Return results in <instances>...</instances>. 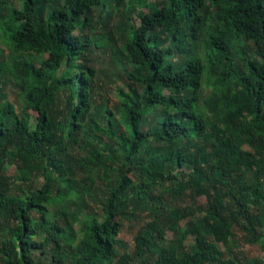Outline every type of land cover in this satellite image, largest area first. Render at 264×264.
Returning <instances> with one entry per match:
<instances>
[{
  "label": "trees",
  "instance_id": "obj_1",
  "mask_svg": "<svg viewBox=\"0 0 264 264\" xmlns=\"http://www.w3.org/2000/svg\"><path fill=\"white\" fill-rule=\"evenodd\" d=\"M21 1L0 22L16 59L5 68L21 89V106L0 91V264H264L236 247L224 256L211 238L225 235L232 245L239 229L264 253V0L128 8L120 31L133 69L125 70L130 89L118 91L119 118L95 100L97 70L88 59L109 45L97 26L112 0ZM116 1L113 16L124 0ZM9 5L0 0V14ZM129 14L140 18L138 28ZM200 42L202 52L193 47ZM152 116L155 124L141 123ZM196 139L205 147L193 152ZM14 165L17 180L37 176L42 185L13 194L3 171ZM116 170L102 216L87 214L76 197ZM131 174L141 200L174 185L200 197L210 181L208 204L196 209L204 215L181 225V210L167 218L165 203L152 200L154 212L129 248L120 236L140 207L133 209Z\"/></svg>",
  "mask_w": 264,
  "mask_h": 264
},
{
  "label": "rangeland",
  "instance_id": "obj_2",
  "mask_svg": "<svg viewBox=\"0 0 264 264\" xmlns=\"http://www.w3.org/2000/svg\"><path fill=\"white\" fill-rule=\"evenodd\" d=\"M10 5L3 8V11L0 14V22L4 23L9 21V17L11 15V11L13 8L21 9L23 8V1L21 0H8ZM116 0H112L110 3V8L104 12V15L107 16L104 24H99L97 26L98 32L106 31L110 34V41L107 47H99L93 49L90 54H88L89 64L96 68L97 76L94 81L97 86L95 89V100L101 104H105L110 107L114 113L116 114V118H119V114L117 112V106L120 101L117 97L119 89L128 88L130 89V84L127 75L126 69H133L132 65L128 62L127 58L123 54V36L120 31V21L126 18V12L128 8L135 7L137 11L147 12V5H156L159 3H168V0H137L134 4L128 2V0H124L122 3V7L120 8V13H116L115 16L112 14L113 5L116 3ZM114 11V10H113ZM131 21L137 26H140L141 21L140 18L136 14H129ZM3 31L0 27V91L2 93H6V99L12 102L15 106H21V97L20 91L21 89L16 84L14 77L10 75V72L5 68L6 64L11 65L12 61L16 60L11 56V51L3 42ZM169 40H167V45L169 44ZM193 47L202 52L204 50V43H194ZM246 50L250 49V45L247 44L245 47ZM185 57V53H175L174 60L176 62H180ZM23 58L26 60H33L34 55H23ZM242 60L240 59L239 63L242 64ZM36 66L39 67V64L35 62ZM4 69V71H3ZM140 91L141 89L136 86L134 87ZM212 90L205 86L202 90L201 96V104L207 108V103L210 99V95ZM208 109V108H207ZM207 112H210L207 110ZM211 113V112H210ZM33 124H36L35 117L37 116L34 112L31 113ZM154 121V117H149L147 121L145 119L141 120V123H152ZM154 123V122H153ZM155 124V123H154ZM121 128V127H120ZM122 129V128H121ZM205 147L204 142L201 139H196L191 146V151L198 152L201 148ZM161 166V165H160ZM162 167V166H161ZM184 170L187 173L190 171L189 166L186 165ZM174 173L178 176L182 173V169H176ZM3 175L11 178L14 181L15 185L13 190V194L22 195L27 190L38 189L42 183L38 181V177L35 176L32 183L19 181L16 178L19 176L18 167L17 166H8L4 169ZM117 170L112 174L101 173L99 174V178H94L92 183L85 189L84 193L77 196L76 200L82 206L87 214H92L97 218H100L101 215V205L102 200L104 198L105 193L109 190L110 184L116 178ZM131 176L134 178L135 186L131 190V199L133 200V209L135 205H140L139 210L137 211L132 222H125L123 231L121 233V240L125 242L128 247H133V236L139 232V230L149 221L150 216L154 212V206L156 203L152 200H161L165 203V217L167 218H176L178 210H181L182 214H184V218L181 219L180 224L184 225L187 221L190 220H199L204 215L203 213H197L196 209L198 207H206L208 201L211 197V189H210V181H207V186L205 188V194L203 196L197 197L193 195L192 191L188 189L186 186L182 189H179L174 186H169L172 184H167L169 188L159 189L154 192V198L152 200L140 199L137 197V193L139 192L140 181L135 178L133 174ZM63 180V179H62ZM61 180V182H62ZM134 197V198H133ZM159 204V203H157ZM163 211V212H164ZM181 216V214L179 213ZM75 230L78 231V226H74ZM237 237L235 238V245H231V239L229 240L225 235H215L211 236V238L216 242L220 251L224 254V256L229 255V250L231 248H235L240 250L246 257L251 259L256 258H264V253L260 250L257 244L251 242L249 239H246L244 233H242L239 229L236 230ZM172 232H168L167 239L171 240ZM43 238V237H40ZM192 240L190 239V244L192 245ZM189 241H187V244ZM232 249V250H233ZM236 250V251H237Z\"/></svg>",
  "mask_w": 264,
  "mask_h": 264
}]
</instances>
